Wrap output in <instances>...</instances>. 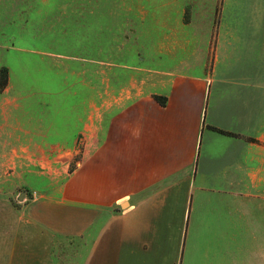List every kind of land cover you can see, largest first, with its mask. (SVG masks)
I'll return each mask as SVG.
<instances>
[{"label": "crops", "instance_id": "crops-1", "mask_svg": "<svg viewBox=\"0 0 264 264\" xmlns=\"http://www.w3.org/2000/svg\"><path fill=\"white\" fill-rule=\"evenodd\" d=\"M73 2L91 15L100 5ZM177 6L215 15L160 23L155 38L209 41L223 65L195 75L147 69L129 53L108 61L103 23H94L96 31L82 38L95 40L82 59L95 79L80 82V128L53 143L13 148L81 146L85 157L58 190L23 203L30 215L4 228L0 264H54L57 235L78 242V264H262L264 0ZM244 12L260 13L257 23H220V13ZM122 31L111 38H150L134 26ZM218 81L227 89L213 95ZM155 96L166 97V106ZM63 120L70 127L72 115Z\"/></svg>", "mask_w": 264, "mask_h": 264}, {"label": "rangeland", "instance_id": "rangeland-1", "mask_svg": "<svg viewBox=\"0 0 264 264\" xmlns=\"http://www.w3.org/2000/svg\"><path fill=\"white\" fill-rule=\"evenodd\" d=\"M73 1L79 0H0V77L4 68L9 70L8 85L0 86V236L18 216L30 215V208L23 203L46 194L49 188L58 190L85 157L81 146L52 152L13 148L20 143H53L64 137L63 133L75 134L80 128L78 119L84 115L77 103L83 95L80 82L95 79L94 70L84 66L82 60L95 40L82 38L96 31L94 23H103L104 59L108 61L127 58L129 53L144 68L195 75L220 69L224 63L223 57L212 51L209 41L155 38L161 35L160 23L176 27L174 23H198L196 19L192 21L194 16L212 17L215 13H181L177 5L182 0H134L135 4L133 0L118 4L116 0H98L100 5L91 15V11H81ZM220 14L225 17L220 23H257L255 17L260 15ZM131 26L144 31L141 36L150 38H111L112 32H123ZM222 83L217 82L213 95L227 89ZM65 98L69 99L67 105ZM65 114L72 115L70 127L63 126ZM64 147L63 144L61 149L67 148ZM78 249L77 241L57 235L54 264H78Z\"/></svg>", "mask_w": 264, "mask_h": 264}, {"label": "trees", "instance_id": "trees-1", "mask_svg": "<svg viewBox=\"0 0 264 264\" xmlns=\"http://www.w3.org/2000/svg\"><path fill=\"white\" fill-rule=\"evenodd\" d=\"M3 76L0 77V86L2 88H6V86L9 83V70L4 68L3 69ZM155 99L157 100V102L161 105V106H166L167 104V99L166 97L163 96H155ZM222 132V131H221Z\"/></svg>", "mask_w": 264, "mask_h": 264}, {"label": "water", "instance_id": "water-1", "mask_svg": "<svg viewBox=\"0 0 264 264\" xmlns=\"http://www.w3.org/2000/svg\"><path fill=\"white\" fill-rule=\"evenodd\" d=\"M21 198H23V196Z\"/></svg>", "mask_w": 264, "mask_h": 264}]
</instances>
